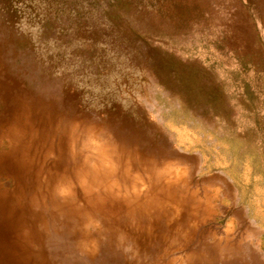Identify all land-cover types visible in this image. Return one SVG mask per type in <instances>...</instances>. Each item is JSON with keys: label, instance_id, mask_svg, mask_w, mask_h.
Wrapping results in <instances>:
<instances>
[{"label": "rangeland", "instance_id": "rangeland-1", "mask_svg": "<svg viewBox=\"0 0 264 264\" xmlns=\"http://www.w3.org/2000/svg\"><path fill=\"white\" fill-rule=\"evenodd\" d=\"M0 120V264L264 263L209 187L264 207V0H0Z\"/></svg>", "mask_w": 264, "mask_h": 264}, {"label": "crops", "instance_id": "crops-1", "mask_svg": "<svg viewBox=\"0 0 264 264\" xmlns=\"http://www.w3.org/2000/svg\"><path fill=\"white\" fill-rule=\"evenodd\" d=\"M209 185L210 189L220 192L221 198L219 200L221 206L219 207H224L223 211L226 218L229 217L225 221L227 228V230L225 229V236L229 237L230 232L235 229L239 230L242 232L240 236L243 239L242 245L256 246L255 251L264 254V207L255 204V210H253L245 196L246 193L240 191L237 185L230 180H222L220 183L211 181ZM249 186L256 188L255 185L253 186V183L240 185V187H244L245 189ZM256 200L258 198L255 195L253 196V202L255 203Z\"/></svg>", "mask_w": 264, "mask_h": 264}, {"label": "bare ground", "instance_id": "bare-ground-1", "mask_svg": "<svg viewBox=\"0 0 264 264\" xmlns=\"http://www.w3.org/2000/svg\"><path fill=\"white\" fill-rule=\"evenodd\" d=\"M22 105V104H21ZM20 119V118H19ZM13 120V119H12ZM1 121V120H0ZM6 123V122H5ZM0 143L4 140V139H7L8 140V143L11 142L9 140L11 139H16L14 140L15 142H18L19 141V138L22 137L23 135L22 134H29L31 135V137L33 138L34 137V130H35V127L33 126V128L29 127L27 128V125L26 124H21L20 123V120L18 122H16L15 125H13L12 127L14 129H9V130H5L4 129V125L3 123H0ZM56 127V126H55ZM48 128V127H47ZM24 129H27L26 132L24 131ZM59 131V130H58ZM39 132V131H38ZM22 133V134H21ZM51 135V134H50ZM25 136V135H24ZM45 137V136H43ZM52 137V136H51ZM50 137V138H51ZM72 137H74V135H72ZM24 138V137H23ZM29 138V136H28ZM31 138V139H32ZM47 139V138H46ZM29 140V139H28ZM44 140V139H42ZM25 142V141H24ZM6 143V142H5ZM14 143V142H12ZM21 143V142H20ZM19 143V144H20ZM23 143V142H22ZM66 144V143H65ZM18 145V144H17ZM20 146V145H19ZM55 146V145H54ZM53 147V146H52ZM6 150L4 151H1L0 152V167H3L1 171L2 175L8 177V178H11L13 180V184H14V192H13V195H16V191H17V185L21 182L22 180V176L25 177V174L23 173V171L21 170L20 172H17V171H13L11 169V165L13 166H20L22 169H26L28 170L30 167H31V163H28L27 161L24 160V157L21 158V161H19V156L17 157V153L20 151L21 154H24L26 153L29 149L28 148H21V147H17V146H14V145H11V146H6ZM42 148V147H41ZM47 149V147H46ZM52 149V148H51ZM50 149V150H51ZM49 150V149H48ZM47 150V152H48ZM27 154V153H26ZM32 154V153H31ZM46 155V154H45ZM48 155H49V152H48ZM46 155V157L48 156ZM71 155V154H70ZM10 156V157H9ZM63 156V155H62ZM69 156V155H68ZM26 157V156H25ZM14 159V163L13 161L12 162H9L8 159ZM31 159V158H30ZM69 159V158H67ZM58 160V159H57ZM60 160V159H59ZM79 160V159H78ZM67 161V160H66ZM19 164H18V163ZM77 163V162H76ZM82 167V166H81ZM102 167V165H101ZM51 169V168H50ZM75 172V170H74ZM77 173V172H76ZM94 173V171H93ZM96 173V172H95ZM82 174V173H81ZM80 176V175H79ZM87 178V177H85ZM2 179V178H1ZM84 180V179H83ZM10 182V181H9ZM102 183V182H100ZM111 183V182H110ZM12 184V183H11ZM106 184V183H105ZM86 185V184H85ZM84 185V186H85ZM114 185V184H112ZM112 185L110 187H112ZM13 186V185H12ZM89 186V185H88ZM87 186V187H88ZM104 186V185H103ZM93 187V186H92ZM11 188V187H10ZM90 188H91V184H90ZM109 188V187H108ZM4 189V188H3ZM8 190V189H7ZM112 190V189H111ZM105 191V190H104ZM2 192V191H1ZM5 192V191H4ZM68 193V192H67ZM101 193V192H100ZM109 193V192H108ZM96 194V193H95ZM104 194V193H103ZM102 194V195H103ZM11 195V194H10ZM9 195V196H10ZM100 195V194H99ZM112 195H115V194H112ZM2 196V195H1ZM69 196V195H68ZM71 196V195H70ZM69 196V197H70ZM98 195H96L97 197ZM101 196V195H100ZM16 197V196H15ZM99 197V196H98ZM145 197V196H144ZM17 198V197H16ZM66 198V197H65ZM68 198V197H67ZM66 198V199H67ZM106 198V197H105ZM14 199V197H13ZM73 199V198H72ZM96 199V198H95ZM103 199V198H102ZM108 199V198H107ZM111 199V198H110ZM114 199V198H113ZM112 200V199H111ZM27 201V200H26ZM73 202V200H71ZM75 201V199H74ZM106 202V201H105ZM70 205V204H69ZM131 205V204H129ZM136 209V208H135ZM27 219V218H26Z\"/></svg>", "mask_w": 264, "mask_h": 264}, {"label": "trees", "instance_id": "trees-1", "mask_svg": "<svg viewBox=\"0 0 264 264\" xmlns=\"http://www.w3.org/2000/svg\"><path fill=\"white\" fill-rule=\"evenodd\" d=\"M231 144H232L233 146H238V145H237V144H238V140H237V141H234V138L231 139ZM254 150L257 151V152H252V153H255V155H256L257 157L260 156V153L262 154V152H261L262 149H261V148L259 149V147H255ZM249 153H251V152H249Z\"/></svg>", "mask_w": 264, "mask_h": 264}]
</instances>
